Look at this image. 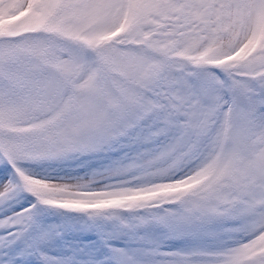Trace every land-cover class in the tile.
Returning a JSON list of instances; mask_svg holds the SVG:
<instances>
[{"label":"snow or ice","instance_id":"1","mask_svg":"<svg viewBox=\"0 0 264 264\" xmlns=\"http://www.w3.org/2000/svg\"><path fill=\"white\" fill-rule=\"evenodd\" d=\"M0 264H264V0H0Z\"/></svg>","mask_w":264,"mask_h":264}]
</instances>
